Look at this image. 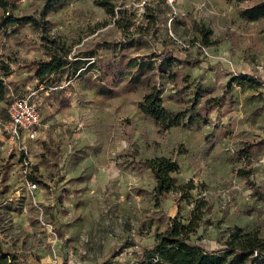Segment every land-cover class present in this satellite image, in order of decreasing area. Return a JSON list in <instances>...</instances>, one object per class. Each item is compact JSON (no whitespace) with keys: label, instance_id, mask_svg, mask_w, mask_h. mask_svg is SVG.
I'll return each instance as SVG.
<instances>
[{"label":"rangeland","instance_id":"rangeland-1","mask_svg":"<svg viewBox=\"0 0 264 264\" xmlns=\"http://www.w3.org/2000/svg\"><path fill=\"white\" fill-rule=\"evenodd\" d=\"M97 1L70 0L46 12L45 0H15L14 15L33 17L40 26L0 29V61L13 69L0 100L2 250L16 257L13 264H38L39 249L50 254L53 244L61 264H139L140 253L156 246L172 218L187 224L195 212L201 219L190 241L209 250L221 248L236 227L264 236V17L240 18L249 1L157 0L141 9L134 0H107L116 16ZM148 14L155 15L153 22ZM3 16L0 8V21ZM196 23L212 30L208 53L197 45L202 41ZM46 47L69 50L77 66L41 82L22 65L48 59ZM153 51L193 63L183 68L188 82L180 78L175 84L164 74L166 65L164 73H148L170 109L179 105L169 95L185 84L221 96L241 74L262 83H235L229 105L192 122L187 113L186 122L165 129L138 109L146 79L136 90L120 83L99 91L101 65L122 54ZM13 92L29 96L41 113L35 139L11 134ZM161 154L179 162L181 187L156 204L155 177L140 160ZM239 166L247 168V177L237 173ZM33 181L40 186L31 188ZM41 214L53 231L40 222Z\"/></svg>","mask_w":264,"mask_h":264},{"label":"trees","instance_id":"trees-1","mask_svg":"<svg viewBox=\"0 0 264 264\" xmlns=\"http://www.w3.org/2000/svg\"><path fill=\"white\" fill-rule=\"evenodd\" d=\"M46 12H55L65 7L70 0H45ZM238 3L252 2L247 7L239 10V16L246 21H257L264 17V0H225ZM97 4L105 7L107 12L116 16L115 8L107 0H98ZM0 8L4 11V16L0 21V29L9 25L32 23L40 26L39 21L33 17H16L14 11L18 8L15 0H0ZM122 14L124 11H120ZM149 16V17H148ZM154 14H148L147 17L153 22ZM117 24L125 28L121 19H116ZM196 30L201 36V41L205 46L211 45L212 30L204 25L196 23ZM137 32H142L140 29ZM49 53L48 59L31 60L22 66L32 69L34 75L45 82L52 74L71 65L77 66L78 60L71 62L69 60V50H59L58 48L46 47ZM88 54H93L91 51ZM94 55H88L91 60ZM87 60V59H86ZM176 63H178L176 65ZM105 65V66H104ZM100 66V75L98 83L99 91H113V86L124 83L127 90H136L146 79L147 91L142 100L138 103V109L145 116L151 117L157 124L168 129L175 125L186 122V115L190 113V122L199 119L203 112L209 111L213 107L221 108L229 105V98L233 97V84L249 83L251 86L260 85L262 82L250 75L241 74L233 77L221 96H211L210 88L196 87L189 90L187 84L182 90H177L176 94L169 95L179 107L170 109L164 104L165 95L163 88L157 85L154 77L148 76L149 72L159 70L175 81V84L183 78L189 80V75L182 76L183 68L193 66V63L187 59L180 60L178 57L169 55H160L156 51L140 56L122 54L117 59L109 61ZM165 66V70L164 67ZM12 67L9 62L0 61V100L4 98L5 93L9 91V85L5 77L12 74ZM105 86V88H104ZM202 99L203 104L200 105ZM249 147L241 148L244 152H249ZM142 168L150 169L155 177L154 193L156 204H160L166 194L172 190L181 187L175 173L179 170V162L165 154L147 157L140 160ZM237 173L243 177L249 175L247 168L239 166ZM248 179V178H247ZM249 180V179H248ZM190 188L193 185L189 186ZM201 214L195 212L187 224L176 218H172L167 227L157 234V244L152 249L140 254L139 264H264V236L258 230H244L236 227L231 232L222 247L209 250L198 243L190 241L191 234L198 227V221ZM16 260L14 255L4 252L0 245V264H13Z\"/></svg>","mask_w":264,"mask_h":264},{"label":"built area","instance_id":"built-area-1","mask_svg":"<svg viewBox=\"0 0 264 264\" xmlns=\"http://www.w3.org/2000/svg\"><path fill=\"white\" fill-rule=\"evenodd\" d=\"M157 0H134L133 4L141 7L143 9L145 6L151 4L152 2ZM173 1V0H169ZM177 41H179L176 37H174ZM184 46H188L180 41ZM197 45L203 49L206 53L208 50L206 46L200 42H197ZM8 115L11 121V134L13 137L17 139H22L23 141L27 139H35L39 134L40 124L42 121L41 113L37 107V105L30 99L27 95H20L16 93H12L10 102L8 104ZM26 145L24 144L23 148ZM31 188L39 187V183L37 181L29 182ZM37 201H35V204ZM40 222L47 226L49 231H53V225L47 223L43 220L42 214L39 217ZM51 261L49 264H61L60 257L57 253V249L54 244L51 250ZM141 254V253H140ZM68 264H81L80 261H70Z\"/></svg>","mask_w":264,"mask_h":264},{"label":"crops","instance_id":"crops-1","mask_svg":"<svg viewBox=\"0 0 264 264\" xmlns=\"http://www.w3.org/2000/svg\"><path fill=\"white\" fill-rule=\"evenodd\" d=\"M39 251L37 254H40L41 257H40V262L37 261L38 264H40V263L49 264V262L51 261V256H52L51 252L49 254V253H47V251L45 249H39Z\"/></svg>","mask_w":264,"mask_h":264}]
</instances>
